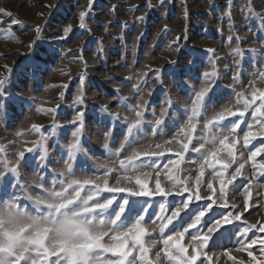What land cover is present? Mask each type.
<instances>
[{
	"label": "rangeland",
	"instance_id": "374dc122",
	"mask_svg": "<svg viewBox=\"0 0 264 264\" xmlns=\"http://www.w3.org/2000/svg\"><path fill=\"white\" fill-rule=\"evenodd\" d=\"M0 9L11 13L9 17L0 12V73L8 75L2 65L12 67L10 80L0 88V145L7 150L0 151V168L6 156L9 160L14 159V153L30 147L32 141L39 139V135L32 131L34 124L49 129L45 133L48 136L47 159L42 161V153L27 154L21 176H7L6 190H0V198L16 195L21 207H33L20 191L25 181L31 185L29 191L32 194L41 191L33 183V172L46 177V183L51 187L53 169L58 172L57 165L62 167L63 148L72 139L71 131L77 126L70 123L77 110L84 111L82 147L88 155L100 159H89L88 155L78 153L74 172L88 174L99 169V174L103 175V165L108 163L106 158L120 147L125 135L126 126L122 122L125 118L128 122L134 119V111L130 109L138 103L148 101L145 122L133 131L128 146L141 149L151 145L154 148L156 143H161L165 152L159 159L162 167L167 157L174 155L180 147L175 142L169 145L163 141L171 139L178 128L187 123L185 111L190 109L191 90L184 81L190 79L198 90L205 72L210 74L209 78L216 73V86L208 93L202 110L208 118L226 106L232 107L233 111L242 107V100L237 104V98L232 94L233 88L242 90L238 86L240 83L247 90L248 99H251L249 84L253 78L256 89H264V79L259 76V72L264 71V0H233L231 6L228 0H165L163 4L160 0H93L91 9L88 0H0ZM80 11L86 12L84 28L80 27ZM12 19L18 23L12 25ZM66 27H70L67 35L64 33ZM36 28L40 29L39 33ZM60 36L64 38L57 40L56 37ZM209 48L215 50L214 55L205 51ZM251 49L256 52L252 53ZM237 50L243 55H236ZM210 60L213 63H209ZM238 61L241 62V73ZM156 69H160V80L156 79ZM82 75L85 78L83 85L80 81ZM237 76L239 79L234 81L233 77ZM79 92H83V103L77 105L74 101ZM57 104L59 108L54 115L49 109L56 108ZM102 105H107L110 112L118 113L120 121L113 122L108 113L100 110ZM162 108L170 109L154 136V120L159 118ZM246 116L248 123H242L241 130L246 131L252 125V130L257 131L255 119L250 114ZM54 122L58 126L55 134L52 132ZM202 123L203 119L197 121V134ZM230 123L225 121L220 125L221 130H227ZM110 127L112 133L106 150L104 136ZM238 131L237 148L233 150L237 158L250 155L249 149L255 151L256 147H264L261 143L264 137L259 134L245 146L243 131ZM179 139H183V134ZM188 158L199 159V156L189 153ZM219 158L227 160V152L222 151ZM262 162L264 153L256 157L257 164ZM42 163L47 168L42 167ZM252 170V162L248 161L244 171L250 173ZM180 174L194 183L198 173L193 165H185ZM116 178L117 174L113 172L109 183L115 184ZM160 178L162 186L168 185L166 173L162 172ZM211 178L212 169H206L201 177L202 196L208 194L205 181ZM154 179L153 176V187ZM261 182L264 177H260V181L249 190V209L244 213V219L249 223L264 222V187ZM214 186L218 191L219 182L214 181ZM102 195H117L116 202L109 209L112 213L124 194ZM181 200V197H128L119 226H130L147 209L145 220H151L143 226L149 228L151 225L149 234L159 241L161 230L156 213L163 206L170 215ZM234 200L242 209L243 197L236 193ZM199 207L202 205L190 206L169 228L186 227ZM222 215L223 210L215 209L203 218V224L208 226ZM105 218L110 216L106 214ZM240 229L239 223H232L215 233L210 241L212 260L206 264H233V259L236 264L241 261L248 264L247 252L234 250L238 247ZM248 235L251 237L253 233ZM255 235L264 238V233ZM189 241L187 234L180 240L187 249L186 255L191 252ZM162 247L157 243L152 255ZM221 249L231 250L232 259L223 256ZM252 251L260 258L257 246H253ZM201 259L203 255L198 257L197 264Z\"/></svg>",
	"mask_w": 264,
	"mask_h": 264
},
{
	"label": "snow or ice",
	"instance_id": "6c2138e0",
	"mask_svg": "<svg viewBox=\"0 0 264 264\" xmlns=\"http://www.w3.org/2000/svg\"><path fill=\"white\" fill-rule=\"evenodd\" d=\"M165 0H160L163 4ZM93 0H88V7L91 9ZM233 0H228V5L231 6ZM4 15L11 17V13L0 9ZM86 17L85 11L79 12V19L81 21L80 27L84 28V20ZM140 19H143L141 17ZM18 22L15 19L11 20V24L15 25ZM39 33L40 29L36 28ZM70 31V27L64 29L65 35ZM63 36L56 37L57 40L63 39ZM32 47V45H29ZM208 53L214 55V49H206ZM255 53V49L250 50ZM236 55H243L237 50ZM170 64L175 63L169 61ZM213 63V61H209ZM241 73V62L238 61ZM8 75L0 73V88L10 80L12 74V67L2 65ZM156 79L160 80V69H156ZM255 73L253 77H255ZM216 73L210 74L205 72L203 78L200 79V87L197 90L196 85L191 80H186L184 83L188 85L191 90L190 109L185 111L187 123H184L178 128V131L171 139H166L163 144H172L173 142L180 145L175 151L174 155L167 157L163 166H160L159 159L164 157L165 152L162 150L163 145L156 143L153 148L149 145L147 148L133 149L129 148L128 141L133 131L141 126L144 122V115L148 101L144 100L138 103L134 109V119L128 122L127 118L122 122L125 126V135L120 144V147L109 157H107V164L103 165V175L99 174V169L94 173H82L77 175L74 172L75 159L78 153L88 155L82 147L81 134L84 128V111L77 110L71 124L77 125L71 131L72 139L63 148L65 152L62 161L57 168V172L53 169L51 187L46 183V177L34 173L33 183L41 191L39 194H32L29 189L31 185L24 182L20 187V191L25 198L32 202V205H39L41 203L40 197L49 195L52 192H64L66 195L58 197V199H66L74 194H79L77 203L74 209L81 207L94 209L91 213L85 214L82 217L63 215V219H54L52 213L49 212L47 220L37 219L32 223H23L21 218L27 219V213H34L37 217H42L44 209L39 211L35 207L31 209L21 207L19 198L14 195L11 198H0V264H197L198 257L203 255V259L199 264H206L212 260L209 252L210 241L215 233L223 226L239 223L241 225L240 231L237 233V244L235 247L237 252H247L249 261L248 264H264V238L256 236L255 233H264V222L249 223L244 219V213L249 209V190L253 184L260 181V177H264V162L257 164L256 157L264 153V147H256L255 151L249 149L250 155L247 157L241 155L239 158L234 154L233 150L237 148L239 131H243V142L247 146L251 140L255 139L257 135L264 137V89L257 90L256 80L253 78L250 81L251 99L246 98V89L243 84L238 86L242 89L237 91L232 89V94L237 98L236 103L240 104L242 100V107L233 111L232 107H225L222 111L217 112L208 118V115H203V105L208 93L216 86ZM259 76L264 79V71L259 72ZM84 76L80 77L81 85L84 84ZM239 76L233 77L237 81ZM152 93L149 92V95ZM83 92H79L75 96L74 103L80 105L83 103ZM258 102V104H257ZM171 107V106H170ZM59 104L56 108H51L49 111L54 115L57 113ZM170 108H162L159 118L154 120L153 135L156 129L163 123L166 114ZM39 110V109H38ZM103 113H108V117L113 122L120 121L118 113L109 111L107 105H102L100 109ZM190 111V114H189ZM250 114L255 119L257 131L252 130V125L248 126V130H241V124H247V116ZM155 116V113L153 112ZM228 117H237V119H227ZM203 119L199 134H197V121ZM225 121H230V127L227 130H221L220 125ZM58 126L53 124L52 132ZM32 131L39 135V139L32 141L30 147H25L22 150L14 153V159L9 160L7 156L3 162V167L0 168V185L3 186L0 190H6L7 176L11 175L14 178L21 176L24 158L27 154L42 153V161L47 159L48 147L46 143L48 136L45 135L49 129L43 126L34 124ZM112 133L111 127L104 136V149H109V140ZM183 134V139L179 137ZM19 135V134H18ZM264 144V141H261ZM129 149H133L129 151ZM0 151H7L3 145H0ZM222 151L227 152V160L220 157ZM189 153H196L199 159H189ZM89 159L99 160V157H92L88 155ZM252 162L253 170L245 172L246 163ZM185 165H193L197 169L194 183L190 182L189 177L181 175L180 172ZM219 167H216V166ZM42 167L47 168V165L42 163ZM206 169H212V178L207 179L206 189L208 194L201 195L202 181ZM231 169V171H229ZM259 170V176L257 175ZM115 172L117 174L116 183H109V176ZM166 173L168 176V185L162 186L161 174ZM154 179V187L152 186V177ZM214 181L219 182V189L216 190ZM237 181H242V184H237ZM19 179L16 184L19 185ZM264 187V182H261ZM102 193L124 194L118 204L117 209H113L109 213V209L116 202L117 195L103 196ZM239 193L243 197L242 209L235 202L234 195ZM120 196V195H118ZM90 199L85 203V198ZM154 198L161 197L167 199L168 197H181L182 200L179 205L170 211L165 210L163 206L159 208L156 213V219L160 221L161 237L157 241L149 234V228L143 225L149 224V220H145L147 216V209L144 213L139 215L137 219L128 227L121 228L119 222L122 214L126 211L127 198ZM206 201V203H197ZM192 205H202L198 208L196 214L191 218L187 226L181 229L169 228V225H174L182 213H186ZM25 208L24 212L21 209ZM215 209L223 210V215L215 219L210 225L203 224V218ZM163 213V214H161ZM108 214L109 219L105 216ZM93 217L92 225L87 223L88 216ZM155 223V221H152ZM55 228L57 231L65 236L73 234L81 235V242L88 243L86 234L99 235L102 237L99 245L87 248L83 255L74 254L72 251L73 245L66 244L63 247H50L48 241L45 240L42 245L30 243L28 237L34 230L38 228ZM92 228L102 229V231L91 232ZM164 229H168L167 232ZM196 229L195 232L190 231ZM255 230V232H253ZM19 231L20 236L7 241L6 233ZM252 232L250 237L248 234ZM170 233H174L170 234ZM190 237L189 247L191 252L185 254L187 249L180 244V240L185 235ZM146 237V239H145ZM157 243L163 245L158 248L152 255V249L156 247ZM7 245V247H6ZM253 246L258 247L260 258L253 255ZM225 249V248H224ZM221 249L222 255L229 257L230 251ZM233 264H236L233 259ZM240 264H244L243 261Z\"/></svg>",
	"mask_w": 264,
	"mask_h": 264
},
{
	"label": "clouds",
	"instance_id": "9594fccd",
	"mask_svg": "<svg viewBox=\"0 0 264 264\" xmlns=\"http://www.w3.org/2000/svg\"><path fill=\"white\" fill-rule=\"evenodd\" d=\"M66 195V190L64 192H52L49 195L40 197L41 203L39 205L34 204L33 207L39 211L41 208L44 209L43 216L37 217L34 213H27V219L21 218V222L23 223H32L33 221L40 219V220H47L49 212L52 213V217L54 219H63V215L66 214L68 216H77L82 217L85 214L91 213L94 209L89 208H78L74 209V205L77 203L79 194H74L73 196H69L66 199H58L60 196ZM90 199L88 197L85 198V203L87 200ZM26 208V207H25ZM25 208L21 209V212L25 211ZM87 223L92 225L93 217L91 215L88 216ZM102 231V229L92 228L91 232ZM81 235L85 234H73L71 236H65L55 228H38L34 230L26 239L33 244L42 245L45 240L48 241L50 247L53 246H60L63 247L66 244L73 245L72 251L74 254L83 255L84 251L95 245H99L101 242L102 237L99 235H91L86 234V239L89 241L88 243L81 242ZM7 241L10 243L12 240L17 239L20 236L19 231L9 232L6 233ZM7 247V245H6Z\"/></svg>",
	"mask_w": 264,
	"mask_h": 264
}]
</instances>
